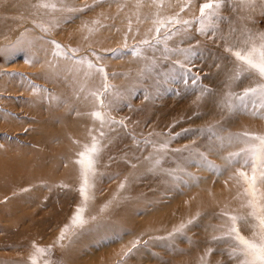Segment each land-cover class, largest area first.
<instances>
[{
    "label": "rangeland",
    "instance_id": "rangeland-1",
    "mask_svg": "<svg viewBox=\"0 0 264 264\" xmlns=\"http://www.w3.org/2000/svg\"><path fill=\"white\" fill-rule=\"evenodd\" d=\"M14 1L0 0V168L35 158L34 167L19 169L40 168L43 181L13 194L0 180L8 196L0 205H19L0 210V264H240L243 257L229 256L236 242L224 234L231 215L246 218L238 221L250 233L243 236L259 233L239 173L251 178L255 161L259 176L264 156L256 139L264 136V101L242 94L264 80L240 73L226 47L259 46L261 0H223L205 18L206 34L197 18L208 0L187 7V0H33L25 7L31 15L22 11L30 0ZM206 98L214 115L196 109ZM198 114L213 120L197 127ZM103 128L104 164L94 161L91 175L106 174L89 199L104 201L73 225L85 203L78 161L87 165L96 142L82 134ZM255 192L264 206V181ZM53 208L57 223L46 215ZM38 229V243L22 244L20 236Z\"/></svg>",
    "mask_w": 264,
    "mask_h": 264
},
{
    "label": "snow or ice",
    "instance_id": "snow-or-ice-1",
    "mask_svg": "<svg viewBox=\"0 0 264 264\" xmlns=\"http://www.w3.org/2000/svg\"><path fill=\"white\" fill-rule=\"evenodd\" d=\"M191 3V0H187V3L185 4V7L189 6ZM223 3V0H208L207 3H204L201 8H200V17L197 18L198 22L201 24V27L197 29L198 32L202 34L207 33V29L203 27L204 20L206 17H214L215 13L212 11L214 8H219L221 4ZM262 6H264V0H261ZM47 6V5H46ZM207 10V11H206ZM184 11V8H181V12ZM179 22V21H177ZM185 24H189V21H183ZM260 44L259 46L255 44H251L248 47H242L239 50L233 51V46H227L226 51L230 52L232 56L235 57V60L237 61L238 65V70L240 73H247V74H256L258 75L262 80H264V34H260ZM56 45V48H60L61 45H59L56 42H53ZM143 43H149L148 41H143ZM246 44L248 43L247 41L245 42ZM26 60L28 62H31V59L29 57H26ZM92 65L89 64V67ZM181 67L183 65L181 64ZM97 71L101 72L102 74L105 75L106 78V73H104L103 68H98ZM187 71V69H186ZM193 83L196 82V79L194 78ZM107 90V86H105V91ZM249 93H259L262 101H264V83L259 84L257 87L253 88H248L244 90V93L242 94L243 96H247ZM241 97V98H242ZM103 101L101 100V103ZM261 109H264V102L261 103L260 105ZM264 115V113H261ZM94 115H98L94 113ZM119 123H123L120 121ZM242 135L244 136H249L252 134L249 133H243ZM256 139L261 142V150L264 152V136H256ZM86 151H87V146H86ZM91 151L94 153L97 151L95 148V144L93 145V148ZM85 155L84 152L80 153V156L83 157ZM233 156H238L239 153H233L231 154ZM78 163L82 166V184L79 189L80 194L82 196L83 200H87L88 195H87V189L89 187V176L88 172L89 170L93 167V160L89 159L87 165H85V160L80 159ZM248 161H245V164H247ZM253 175L251 178L248 177L247 173L240 171V176L243 177L245 182L249 185V187L246 189V192H249L253 199H250L248 201L249 206L253 209L252 212L250 213L251 216L255 217V219L258 221L259 225V233L256 231L253 232V238H247L243 236L238 228V221L240 220H246L245 217L242 216H236V215H231L230 221L231 224L228 227L227 232L224 234L226 237H229L233 239L236 242L237 247L234 248L230 253L229 256L230 258L236 257L240 258L243 257V259L240 260V264H264V214H259L257 209L259 208L260 213H264V206L257 205L255 201V184L257 181H264V156H262L261 162H260V174L259 176L256 175L257 172V164L255 161H253ZM123 187V185H121ZM83 213V207L82 206H77L75 212L73 213V217L70 220V223L75 225L77 222L78 217H80ZM224 215H228V213H224ZM193 221H189V223H192ZM68 225L65 226L67 228ZM184 227V226H182ZM253 228H256V225H253ZM179 231V229L177 230ZM259 235V239L257 240L255 237ZM64 236V229L61 230V236L58 237V239H63ZM214 239H219L214 237ZM136 244L133 245L135 247ZM37 251L43 252L45 251L44 249L38 248ZM131 251V250H129ZM212 250H209V253H211Z\"/></svg>",
    "mask_w": 264,
    "mask_h": 264
},
{
    "label": "bare ground",
    "instance_id": "bare-ground-1",
    "mask_svg": "<svg viewBox=\"0 0 264 264\" xmlns=\"http://www.w3.org/2000/svg\"><path fill=\"white\" fill-rule=\"evenodd\" d=\"M2 1V0H1ZM10 1V0H9ZM40 1H46V0H40ZM5 2V1H4ZM15 1L13 0V2L12 3H14ZM19 2V1H18ZM24 2H25V0H24ZM32 2H33V0H30V2L28 3V4H26V3H24L22 6L24 7L23 8V13L24 14H30L31 15V11H34V9L33 10H31L30 12H29V10L30 9H28V8H30L29 6H31V4H32ZM37 2V1H36ZM48 2V1H47ZM34 3V2H33ZM43 3V2H42ZM3 4V3H2ZM17 4V3H16ZM37 4V3H36ZM2 6V5H1ZM32 6H34L33 4H32ZM31 6V7H32ZM18 7V6H17ZM25 7H28V8H25ZM35 7V6H34ZM11 8H13V7H11ZM10 8V9H11ZM15 8H16V6H15ZM20 8V7H19ZM17 9V8H16ZM22 9V8H21ZM20 9V10H21ZM32 9V8H31ZM32 15H34V13L32 14ZM51 78V77H50ZM67 79H69L70 81H71V79L70 78H67ZM76 80H77V78H76ZM80 80V79H79ZM73 81V80H72ZM71 81V83H73ZM70 83V84H71ZM76 84H77V81H76ZM75 84V85H76ZM74 85V87L76 88V86ZM72 86V85H71ZM85 89V88H84ZM75 90V89H74ZM73 90V91H74ZM77 90H78V88H77ZM83 90V89H82ZM88 92V91H87ZM198 101V103H196V104H198L197 105V108L196 109H198V111L201 113V115L203 114V116L205 115V114H215L216 113V111H215V107H214V105H212V104H210L209 103V98H206V99H203V101L201 102L200 101V99L199 100H197ZM68 102V101H67ZM81 105L82 104H84V102L83 103H80ZM85 106V105H84ZM80 107V106H79ZM200 114H198L197 116H195L194 118H192L191 120H192V122H196L197 123V127H200V125H201V123H204V121H205V123L206 124H208V123H210L212 120H210V118L209 119H206V120H200V118L202 117ZM212 117V116H211ZM198 119L200 120V121H198ZM165 121V120H164ZM179 126V125H178ZM41 136V135H40ZM50 136V135H49ZM42 137H45L44 135L42 136ZM42 137H39V139L40 138H42ZM48 136L46 135V137L45 138H47ZM74 137H77V135L76 136H74ZM82 137L84 138V139H87L88 141H90V140H92L94 137L96 138H94L93 140L94 141H96L95 142V148H98L97 149V153L96 152H91L90 154H89V156H90V158H92L91 160H93V162L95 161L96 162V164L97 163H99V164H104V163H102L103 162V158H104V156H105V151H106V147L104 148V146H105V131H104V128L103 129H101V134L100 135H94L93 134V132H90L89 131V129H87L86 131H84V134H82ZM45 138H43V140L45 139ZM178 139H180V138H178ZM41 140V139H40ZM46 140V139H45ZM45 140H44V145L46 144L45 143ZM80 140V139H79ZM78 141V140H77ZM85 141V140H84ZM40 142V141H39ZM106 146H107V144H106ZM92 147V146H91ZM90 149V148H89ZM153 150L155 151V152H157V153H159V148H157V147H155V149L153 148ZM90 151V150H89ZM56 155V154H55ZM88 156V155H87ZM41 157H40V155H39V158L37 159L38 160V162L40 161L39 159H40ZM105 159V158H104ZM43 160V159H42ZM7 164H4L1 168H0V180H3L6 184H9V186H7V188L6 189H8V192H13V194H17V193H19V192H21L22 190H24L25 188H27L28 186H30V185H32V184H34V183H38L39 181H43V173L41 172V171H39V169L40 168H37V170H33L34 172H32V173H29V169H26V170H28V172L26 171V170H20L19 168L21 167V166H24V169L25 168H30V167H34V165L36 164V159L34 158V160H32V158L31 157H26V158H12V160L9 162L8 161V159H7ZM2 165V164H1ZM0 165V166H1ZM54 166V165H53ZM100 166V165H99ZM98 166V167H99ZM38 167V166H37ZM23 168V167H22ZM21 168V169H22ZM101 168V167H100ZM54 169V168H53ZM92 169L93 168H91L90 170H89V172H88V176H89V178L90 179H93V183L95 184V186L94 187H92V188H89L88 189V191H87V195H88V198H87V200H84V206H83V213H82V216H85V218L87 217V215L91 212V210H93V208H94V206H96V204H98V203H102L103 201H104V196H100L99 198H97V200H96V203H94V202H92L90 199H89V196L90 195H93L95 192H96V184H97V182H98V180L99 179H101L102 178V176H104V174H106V172H104V171H97L98 173H97V176H93L92 177ZM31 170H32V168H31ZM26 171V172H25ZM39 171V172H38ZM19 175H22V176H24V179H18V181H17V177L19 176ZM99 175V176H98ZM21 176V177H22ZM41 192H37V195L38 194H40ZM10 195V194H9ZM7 196V195H6ZM23 196H26V194L25 195H23ZM8 197V196H7ZM7 197H4L3 195H0V199H4V198H7ZM28 198H30V196H28ZM9 200V199H8ZM8 200H6L5 202H3L1 205H0V210H5V209H9L10 208V210L11 211H16L17 210V207L19 206L18 204H15V205H13L12 204V206L10 205H8L9 203H8ZM26 200V197L22 200V201H25ZM106 200V199H105ZM2 201V200H1ZM5 203H6V206L4 207V205H5ZM8 203V204H7ZM18 211V210H17ZM28 211V210H27ZM7 212H8V210H7ZM10 212V211H9ZM29 212V211H28ZM38 212V211H37ZM44 212V211H43ZM26 214V213H25ZM28 214V213H27ZM47 215V217H49V219L50 220H52V221H54L55 223H57V208L55 209V208H53L51 211H49L48 212V214H46ZM27 217H28V215H27ZM39 217V216H38ZM46 217V218H47ZM18 219V218H17ZM1 220H3V218H2V215H0V221ZM48 221V220H47ZM32 223V222H31ZM39 224V223H38ZM1 228L3 227L4 229H6V226H4V224H3V226H0ZM239 229H240V232L242 233V235H247V236H249L250 235V233H249V231H247L246 229H245V227L244 226H239ZM4 231V230H3ZM42 233V229H38L37 230V232H35V233H33L32 235H27V237L25 238V237H21L20 235H16V237H12V235H10L12 238H10V240H12L13 241V239L14 240H16L17 242H19L18 240L19 239H17L19 236H20V238H21V240H22V244H26V243H28V242H30V241H33L34 243H38V240H39V235ZM258 233V232H257ZM9 236V237H10ZM258 236V235H257ZM54 237H56V236H53V239H54ZM6 238V237H5ZM53 239H51V241H53ZM9 239H7V241H8ZM7 241H5V242H7ZM12 241H11V244H10V246H12L13 245V243H14V241H13V243H12ZM56 241V240H55ZM9 242V241H8ZM8 242H7V244H8ZM10 243V242H9ZM32 243V242H31ZM51 243V242H50ZM50 243H47V244H50ZM235 243V242H234ZM6 244V245H7ZM53 244H54V241H53ZM18 245H19V243H18ZM14 246H15V244H14ZM237 246V245H236ZM4 247H7V246H4ZM235 247V246H234ZM241 258V257H240ZM239 258V259H240ZM235 259V258H234ZM212 263H214L215 261L214 260H212L211 261ZM35 264H40L39 262L38 263H35ZM208 264H209V262H208Z\"/></svg>",
    "mask_w": 264,
    "mask_h": 264
}]
</instances>
